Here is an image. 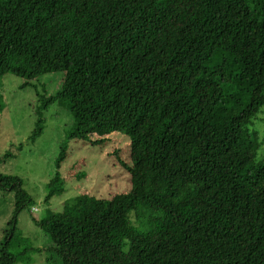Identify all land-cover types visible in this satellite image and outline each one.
I'll use <instances>...</instances> for the list:
<instances>
[{"label": "trees", "instance_id": "trees-1", "mask_svg": "<svg viewBox=\"0 0 264 264\" xmlns=\"http://www.w3.org/2000/svg\"><path fill=\"white\" fill-rule=\"evenodd\" d=\"M57 71L28 136L51 103L72 115L46 199L64 190L76 139L127 136L109 157L129 185L85 194L94 205L75 228L34 219L46 264H264V0H0V76L23 89ZM0 189L13 201L0 264L23 262L28 249L11 248L33 200L18 175L0 171Z\"/></svg>", "mask_w": 264, "mask_h": 264}, {"label": "rangeland", "instance_id": "rangeland-1", "mask_svg": "<svg viewBox=\"0 0 264 264\" xmlns=\"http://www.w3.org/2000/svg\"><path fill=\"white\" fill-rule=\"evenodd\" d=\"M62 72L45 73L31 86L19 88L22 80L13 75L0 76V156L11 147L22 144L15 155L0 161V171L18 175L22 179V186L28 192L32 205L22 209L17 216V228L13 242L14 252L23 251V262L15 264H46L47 247L51 245V238L34 219L47 218L50 224L57 226L77 224L85 220L90 213L96 199L109 196L111 193L126 189L129 185L127 173L119 166L111 164L109 152L114 145L123 147L127 136L115 134L112 141L105 147L99 148L81 139L68 143V155L64 159L59 172L65 179L64 190L61 194L46 199L47 183L56 172L55 160L60 144L65 140L73 118L72 115L57 103H51L44 111V128L34 141L28 139L35 125V108L40 104L42 95H50L56 91L61 83ZM255 127L264 132V122L261 114L255 118ZM126 138V140H125ZM82 171V175L76 174ZM74 200L76 202L74 203ZM71 201V204L68 202ZM75 204V205H73ZM70 207H78L74 211ZM13 211L12 194L0 189V240L2 231L6 227ZM39 250V251H38Z\"/></svg>", "mask_w": 264, "mask_h": 264}]
</instances>
